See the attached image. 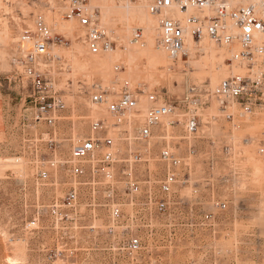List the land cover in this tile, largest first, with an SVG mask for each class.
<instances>
[{
	"label": "built area",
	"instance_id": "1",
	"mask_svg": "<svg viewBox=\"0 0 264 264\" xmlns=\"http://www.w3.org/2000/svg\"><path fill=\"white\" fill-rule=\"evenodd\" d=\"M57 1L60 4L54 16L49 17L42 10L32 23L25 22L12 58L15 76L28 88L24 101L30 103L29 126L35 130V136L28 141L35 145L44 141L46 146L43 152L36 147L32 150L36 175L46 179L50 169L57 174L60 168H67L64 195L50 205L52 220L70 217L71 213L64 208L81 207L80 195L87 186L92 195L100 192L107 199L105 228L116 238L114 247L118 250L133 253L149 249L153 237L161 235L163 241L159 244L155 241L157 247H184L194 242L191 264H219L222 260L224 264H257L239 261L244 249L238 236L231 244L200 243L204 240L202 234L217 225L216 212L226 209L224 199L212 197L201 220H155L154 213L164 214L172 204L183 202L181 194L175 195L177 185H187L190 198L191 192L197 197L200 188L199 182L191 180V143L186 155L180 146L170 143L156 153L154 143L164 139L165 120L174 114L172 124L184 118L188 136H194L200 130L204 114L209 121L222 118L236 129L264 112V0H123L143 5L156 18L151 38L167 56L169 70L179 57L190 56L192 38L195 53L204 51L205 43L223 51L227 74L217 83L208 79L188 83L186 97L180 100L171 99L169 85H159L156 89L146 81L133 78L116 76L106 83L79 87L88 93L91 105L106 108L109 117L95 112L83 116L89 119L88 130L71 132L68 154L60 151L65 139L60 130L61 121L74 115L77 100L75 95H68L74 93L73 86L64 85L71 87L67 91L58 81L62 75L59 73L65 69L66 56L62 49L81 41L92 54L118 48L128 51L134 44L138 49L147 47L150 36L142 25L131 26L130 31L127 27V33L108 26L95 0ZM72 23L78 28L69 31ZM23 42L29 46L24 47ZM57 48L64 54L55 52ZM121 68H125L122 59L115 63V69ZM160 93L165 96L162 102ZM177 103H183L184 108ZM68 108L72 114H65ZM262 140L259 146L260 141H256L260 154H264V134ZM151 160L163 165L158 192L153 191L152 185L144 192L141 186L139 166ZM120 194H126V199L120 198ZM42 212L37 210L29 225L34 227ZM96 227L90 224L92 231ZM236 231L234 228L233 232ZM182 238L186 240L180 242Z\"/></svg>",
	"mask_w": 264,
	"mask_h": 264
},
{
	"label": "rangeland",
	"instance_id": "2",
	"mask_svg": "<svg viewBox=\"0 0 264 264\" xmlns=\"http://www.w3.org/2000/svg\"><path fill=\"white\" fill-rule=\"evenodd\" d=\"M101 1L95 0L99 5ZM59 4L57 0H0V264H191V256L194 255H191V245L194 242L184 247L170 248L166 245L157 247L155 241L158 244L163 241L161 235L153 237L154 243L151 248L148 247L149 249L133 253L118 250L114 247L117 245L116 238L105 228L108 223V209L104 203L107 199L100 192L92 195L87 186L83 187L80 195L81 207H77L76 210L64 208L71 216L66 220H52L54 217L50 205L56 199L61 200L64 195L67 187L65 183L67 168H60L57 174L50 169V176L46 179L36 175L32 150L36 147L43 152L46 146L44 141H39L37 145L28 141L35 136V130L29 126L30 103L24 101V92L28 88L15 76L12 58L19 44L21 32L26 26L25 22H28L27 19L32 23L35 15L42 10L49 17L54 16ZM143 9L142 13L149 15L153 20V26L149 24L150 27L147 28L146 25H142L149 32L148 47L153 40L151 36L154 31L151 28L155 25V17L148 14L146 8ZM111 19H114V24H107L108 26H115L122 33H127V24L120 19L119 11L112 12ZM136 24L137 21L131 22L132 26ZM135 47L128 51L120 48L115 51L123 55L125 68L119 70L115 69L116 61L110 57L111 52H103L102 55L108 57L110 61L111 72L107 81L100 82L106 83L117 76L119 79L133 78L146 81L151 88L169 85L171 89L174 80L184 81L186 86L192 81L201 82L205 79L216 83L220 79L217 74L228 68L217 54L205 55L204 51H200L192 58L183 57L184 61L180 65L176 62L173 69L178 70L181 75L173 77L174 71L169 70L167 64L141 61L140 50ZM62 50L74 52L77 59L90 57L92 54L81 41L74 42L71 48ZM191 59H207L208 62L211 61L210 66L206 69H194ZM112 60L114 61L111 62ZM63 64L64 73L63 76L60 75L58 81L62 87L69 83L73 86L74 93L68 92V95H75L77 106L74 115L70 117L80 115L61 121L60 130L65 139L62 141L60 151L62 154H68L71 132L88 130L89 119L83 116L90 112L107 117L109 114L104 107L92 106L88 93L84 88H79L91 83L97 71L88 67L85 71L75 70L69 74L73 68L70 69L69 65ZM136 65L140 69L139 75L129 76V68ZM59 66L61 67V63L56 68L58 71L61 70ZM147 69L151 70L153 78H146ZM65 88L68 91L71 87ZM179 89L181 90V87ZM177 105L181 109L184 108L183 103ZM143 106L145 107L146 103ZM70 110V108L65 110V114H72ZM174 116L176 115L172 116L171 122ZM171 125L169 131L175 138L169 141L158 139L154 143L155 152L157 153L161 146L170 143L180 146L179 149L186 155L188 143H191L192 152L189 153L191 180L199 182L200 192L197 197L191 192L190 198V188L180 183L176 187L175 195L181 194L183 202L172 204L164 214L154 213L155 220L176 222L201 220L210 207L209 201L212 197L224 199L227 201L226 209L216 212L214 220H218L217 225L202 234L201 239L204 240L200 243L231 244L232 239L238 236L240 246L244 249L239 254V261L264 264V154L258 153L256 149V141H260L258 146L263 142L261 139L264 134V112L246 120L236 129L231 128L222 118L209 121L204 114L200 130L194 136H188L184 118L183 121L176 120ZM7 157L15 160L6 161ZM141 165L138 172L143 180L141 182L143 191L146 192L147 187L152 185L153 191L158 192L160 185L158 181L163 177L162 163L151 160ZM53 180H57L59 184L52 186ZM146 180L151 181L145 182ZM120 198L126 199V194H120ZM90 202L94 204L91 205ZM39 209L43 211L40 220L32 227L29 224L34 221L32 219ZM93 223L97 225L94 231L90 228V224ZM234 228L237 229L236 233L233 232ZM18 240L20 241L16 243ZM183 240L186 238H182L180 242ZM11 257L15 259L11 261L9 259ZM219 264H224V260Z\"/></svg>",
	"mask_w": 264,
	"mask_h": 264
},
{
	"label": "bare ground",
	"instance_id": "3",
	"mask_svg": "<svg viewBox=\"0 0 264 264\" xmlns=\"http://www.w3.org/2000/svg\"><path fill=\"white\" fill-rule=\"evenodd\" d=\"M101 2L102 3L99 5V7H101V10L103 11V15H104L103 19H104V22L106 24H111V23L114 24L113 23L114 19H111V14L114 11H119L120 19L127 24L129 31H130L131 26H132L131 25L132 21H137L136 25H146L147 28L150 27V25L153 26V24H152L153 20L149 17V15L142 13L144 9H143V5H141V4L131 5V4H129L123 0L116 1L117 3L114 0H102ZM27 21L31 22L30 19H27ZM155 22H156V18H155L154 24H155ZM75 25H76V23L69 24V27H71L69 29V31L76 30L78 27ZM151 29H153V28H151ZM153 40L150 41L151 44L148 47H144V48L139 49L140 50V53H139L140 54V60L141 61H148V62H156V63L160 62V63H163V65L167 64L166 66H167V68H169L170 66L168 64L167 56L165 55V53L163 51H161L159 48H157L155 44H153ZM25 43H26V45H24ZM22 45L24 47L29 46V44L27 42H23ZM135 46H137V44L136 45L134 44L133 47H135ZM75 47L80 48V46L79 47L75 46ZM204 47H205V49H204L205 55L217 54L220 59H223V56H224L223 51L216 49L212 44L205 43ZM136 48L137 47H135V49ZM55 50H58V48ZM55 52L62 54L64 51L61 52L58 50ZM108 52L112 53V54L110 53V55H112L110 57L114 58L115 61L123 59V55L120 52H115V50H109ZM189 52H190L189 57L192 58L195 55V41L192 38L189 40ZM65 54H66L65 55L66 58L64 59V63L66 65H69L70 69L73 68V70L70 71L69 74L74 73L75 70H81V71L84 70L85 71L86 68L90 67L91 69H94L95 71H97V73H95L94 76L92 77L91 84H96L97 82H100V81H104V82L107 81L106 79L110 75V72H111L110 71L111 65H110V61H109L108 57L102 55V53L91 54L90 57H84V58L81 57L79 59H77L78 57L74 52H70V53L65 52ZM113 61L114 60H112L111 62H113ZM183 61H184L183 57H179L177 64L180 65L181 62H183ZM190 62L192 64H194V69L200 70V69L209 68V66H210L209 63L211 61L208 62L207 59L206 60L205 59H202V60L191 59ZM172 70L174 71L172 73L173 76L174 75H181V74H179L178 70H175V69H172ZM63 73H64V71L61 72V74H63ZM139 73H140V69L137 65L130 67L128 70V75L131 77L138 76ZM226 74L227 73L225 71H222V72L218 73L217 76H219L221 79ZM153 77H154V75L151 72V70H148V72H146V78L151 79ZM164 97L165 96H163L161 94V99H160L161 102L163 100H165ZM171 118H172V116L170 118H168L167 120H165L164 131L162 132V138L167 139V140L175 138L174 136L171 135V133L169 131L170 126H172L171 125V123H172ZM10 158L11 157H7L6 161H14L15 160V158H13V157H12L13 159H10ZM56 183H57V185L59 184V182L57 180L51 181V185L56 184ZM19 241L20 240L16 241V243ZM9 259L11 261H13L15 258L11 257Z\"/></svg>",
	"mask_w": 264,
	"mask_h": 264
},
{
	"label": "water",
	"instance_id": "4",
	"mask_svg": "<svg viewBox=\"0 0 264 264\" xmlns=\"http://www.w3.org/2000/svg\"><path fill=\"white\" fill-rule=\"evenodd\" d=\"M179 87H181V90L179 89ZM170 97L171 99H174V100H180L186 97V85L184 81L178 82L177 80H174V82L171 84Z\"/></svg>",
	"mask_w": 264,
	"mask_h": 264
}]
</instances>
